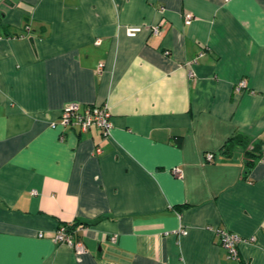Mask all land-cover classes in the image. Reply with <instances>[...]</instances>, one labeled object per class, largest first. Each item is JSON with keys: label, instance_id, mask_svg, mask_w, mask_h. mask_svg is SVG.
I'll return each instance as SVG.
<instances>
[{"label": "crops", "instance_id": "crops-1", "mask_svg": "<svg viewBox=\"0 0 264 264\" xmlns=\"http://www.w3.org/2000/svg\"><path fill=\"white\" fill-rule=\"evenodd\" d=\"M73 102L110 133L61 125ZM239 134L264 142V0H0V264H264V153L227 155Z\"/></svg>", "mask_w": 264, "mask_h": 264}, {"label": "built area", "instance_id": "built-area-1", "mask_svg": "<svg viewBox=\"0 0 264 264\" xmlns=\"http://www.w3.org/2000/svg\"><path fill=\"white\" fill-rule=\"evenodd\" d=\"M186 22L188 24L192 23L194 16L191 13H187ZM143 27L139 26H129L127 27V34L130 37H136L141 31ZM151 33L155 35H160L163 32L161 25L152 26L150 28ZM204 53L201 52L199 56H202ZM194 62H189L188 64L192 65ZM247 87V82L245 80L240 81L237 85L236 89L238 91L243 90V88ZM60 124L63 126H73L77 125L83 131H88L93 128H97L103 131L105 135L110 133V130L113 126L112 122V114L108 105L106 104H95L86 107L84 111H81V105L78 102H73L64 107L60 116ZM57 125L56 122L52 124L53 127ZM103 152L101 147H97L93 153L100 154ZM215 155L213 153H207L206 159L208 161H213ZM174 173L181 177L182 171L179 168L174 169ZM183 234H186L187 231L183 230ZM215 233L217 237H219L220 244L225 248L228 253V256L231 259L239 260V244L243 242L244 239L242 236L235 232H231L225 228H216ZM40 236H45L43 233H40ZM53 240L57 243L67 244L73 247L78 253L84 252L85 247L82 242V239L78 238L74 228L70 224H62L59 229L52 236ZM110 240L113 243H116L118 240L117 235H112ZM256 238L252 237L248 239V241H255Z\"/></svg>", "mask_w": 264, "mask_h": 264}, {"label": "trees", "instance_id": "trees-1", "mask_svg": "<svg viewBox=\"0 0 264 264\" xmlns=\"http://www.w3.org/2000/svg\"><path fill=\"white\" fill-rule=\"evenodd\" d=\"M238 146H242L246 149V162L249 170L264 153V142L251 145L250 139L243 134L235 135L226 142L224 145L225 153L231 155Z\"/></svg>", "mask_w": 264, "mask_h": 264}]
</instances>
